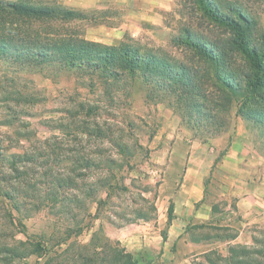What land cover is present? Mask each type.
<instances>
[{
  "label": "rangeland",
  "instance_id": "rangeland-1",
  "mask_svg": "<svg viewBox=\"0 0 264 264\" xmlns=\"http://www.w3.org/2000/svg\"><path fill=\"white\" fill-rule=\"evenodd\" d=\"M34 1L83 12L85 19L20 23L17 18L0 14V36L14 33L15 39H20L25 35L43 38L62 34L106 47L122 42L173 65L199 68L206 65L191 58V51L178 46L176 38L188 31L202 43L229 45L230 41V33L210 23L192 0ZM215 2L227 15L234 8L248 17L252 25L246 32L247 39L251 46L261 43L264 0ZM10 22L13 24L8 27ZM225 61L244 86L242 76L248 70L243 60L235 58L232 64ZM205 79L208 82L202 89L218 93L211 78ZM152 85L126 76L113 81L99 71L68 69L57 61L17 62L0 57V166L12 183L11 187H3L12 193L16 189L15 200L21 211L16 212L14 202L10 204L0 197V264H100L99 249L91 246L92 237L100 232V223L106 236L118 241L139 264H164L165 256L166 264H232L225 260L230 258L229 247L236 246L260 250L258 257L264 259V227L242 229L238 216L231 212L233 202L229 206L230 199L222 196L226 186L222 165L238 132L243 131L247 145L264 158V124H254L248 118L255 110L264 112V101L260 100H264V94L243 100L224 91L220 108L205 114L211 104L198 100L196 91L178 89L182 98L176 99L172 86L160 90ZM81 123L87 124V129L100 128L103 123L113 131L126 127L125 141L132 147L140 145L133 149V169L127 176L141 179L139 190L131 188L113 197V203L117 211H127L140 207L144 204L141 198H145L154 206L149 220L123 221L111 216V225L107 220L100 221L95 204L81 198L83 184L100 178V168L72 172L71 158L91 150L96 152L93 158L100 160V147L107 150L103 157H109L110 152V157L119 158L106 141L81 131ZM13 156L34 159L32 164H21L24 175L16 180L9 170ZM192 160L200 165L198 177L204 202L212 209L211 220L204 224L193 217V207L180 208L176 200L187 164L195 165ZM85 172V176L80 175ZM68 176L76 177L77 188L66 186L56 192L57 179ZM129 179H125L126 185ZM25 190L37 196L31 209L23 204L21 193ZM72 194L86 202V208L72 202ZM170 202L175 207L171 227L167 225ZM16 223L21 226L16 227ZM199 225L204 228L199 229ZM254 239L261 244L256 245ZM14 241L22 242L28 251L32 243L40 245V250L12 261L4 251Z\"/></svg>",
  "mask_w": 264,
  "mask_h": 264
},
{
  "label": "trees",
  "instance_id": "trees-1",
  "mask_svg": "<svg viewBox=\"0 0 264 264\" xmlns=\"http://www.w3.org/2000/svg\"><path fill=\"white\" fill-rule=\"evenodd\" d=\"M194 5L197 6L202 15L207 20L225 29L230 33V41L221 44L222 42L209 43L201 42L194 34L185 31L183 35L176 38L174 41L178 46H182L191 51V58H196L198 61L203 62L206 67H190L185 65H173L170 61L164 58L155 56L147 52H141L138 48L120 42L115 46L106 47L98 43L73 40L71 37L62 34H51L50 36L40 37L36 35L35 38L25 35L20 39H15V34L12 36H0V57L5 60H15L17 62H33L43 63L57 61L65 65L68 69H84L89 72H101L104 76H110L113 81L118 80L119 77L126 76L130 80H139L145 85H152L159 88L172 86L176 99H181L178 89H185L196 91L194 96L198 100H206L209 104L208 112H216L220 108L221 93L224 91L231 95H237L243 100L248 98L257 97L260 93L264 94V36L261 43L251 46L246 32L251 27V23L243 13L239 10L232 8L230 15L221 11V7L215 0H192ZM0 14H6L17 18L20 23L27 21H68L75 19H85L83 12L73 11L67 8L53 6L45 1L22 0L18 2H3L0 1ZM8 24V23H7ZM13 24L10 22L8 27ZM13 32V31H12ZM224 42V41H223ZM243 60L247 66V74L243 75L244 86L237 81L234 76L235 71L230 70V66L226 63V59L232 64L231 60L238 58ZM210 66V67H209ZM207 78H211L213 86H217L218 93H207L202 89ZM234 76V77H233ZM202 82V83H201ZM107 84V82H106ZM261 102L262 100L260 98ZM82 107V106H81ZM239 111L240 115H243ZM260 115H258V114ZM202 115V114H201ZM261 116V117H260ZM249 120L254 124H264V112L258 110L253 111L252 115L248 116ZM130 125V124H129ZM128 125V126H129ZM87 124L81 123L80 130L86 131L88 137L94 136L100 140L106 141L108 146L113 149V153L119 158L115 159L110 157H103L107 150L105 147H100V160L93 158L92 154L96 152L86 151L81 152L79 157L74 155L71 158L72 172L78 169L90 171L92 168H100V178L91 183L83 184L81 198L87 199V203L96 205V213L100 211V221H110L111 216L123 221L133 220H149L152 216L154 206L148 203L147 199L141 198L144 203L137 208H129L127 211H117L113 203V197H120L126 194L131 188L139 190L138 183L140 178H127L129 170L133 169L131 160L135 156L136 148H140L138 143L132 147L125 141L127 129H119L113 131L109 124L103 123L100 128L94 127L92 129L86 128ZM2 150L0 148V159ZM86 155V156H85ZM75 157V158H74ZM34 159L32 157L13 156L9 163V170L13 175V179H19L24 174V168L20 167L21 164H32ZM22 168V170H21ZM0 197L7 202H14V210L20 211V206L17 205L15 200V191L5 189L3 186H12L11 180L5 175L3 168L0 166ZM80 174L82 176L86 175ZM75 176H68L64 179H57V191L62 187H70L72 190L77 188ZM125 179H129L130 183L126 185ZM10 180V181H9ZM100 190V197L97 192ZM30 191V190H29ZM21 193L25 199L24 205L29 209L33 207V201L37 196L36 193ZM53 193L55 198L57 193ZM56 194V195H55ZM18 195V194H17ZM72 202L83 205L86 208V202L79 199V196L72 194ZM16 198H19L16 196ZM56 199V198H55ZM62 200V199H61ZM65 201V200H63ZM69 202V201H67ZM146 203L149 205L147 206ZM88 208V207H87ZM27 210V209H26ZM89 217V213H87ZM132 218V219H131ZM174 219V205L170 202L167 210V225H170ZM21 226L16 223V227ZM199 229L204 228V225H199ZM19 233H22L20 231ZM264 243V230L261 232ZM165 239V238H164ZM163 239V240H164ZM256 245L261 244L254 239ZM24 244L20 241H14L11 247H7L4 253L10 260H21L29 255L37 253L40 245L30 244V249H26ZM91 246L99 249L100 264H139V261L134 255L124 248H122L118 241L109 239L103 231V226L100 223V232H96L92 237ZM264 247V246H262ZM260 250H247L245 247L236 246L229 247L228 255H230L228 263L232 264H264V259H259ZM264 253V252H263Z\"/></svg>",
  "mask_w": 264,
  "mask_h": 264
},
{
  "label": "crops",
  "instance_id": "crops-1",
  "mask_svg": "<svg viewBox=\"0 0 264 264\" xmlns=\"http://www.w3.org/2000/svg\"><path fill=\"white\" fill-rule=\"evenodd\" d=\"M244 136L243 131L236 134V142L224 157L222 166L226 170V186L222 196L230 199L229 206L233 202L231 212L238 216V223L242 229L257 225L264 227V158L258 156L257 151L247 145ZM192 161L195 165L187 164L188 168L176 200L180 208L187 207V210H190L189 207H193V217L198 220V224H204L211 220L212 209L204 202V192L198 177L200 165L195 163V160ZM176 200L174 199V202ZM174 220L175 217L172 221ZM164 258L162 262L166 264L167 257Z\"/></svg>",
  "mask_w": 264,
  "mask_h": 264
}]
</instances>
